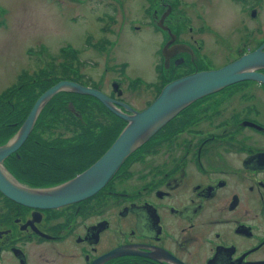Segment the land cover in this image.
Here are the masks:
<instances>
[{
	"label": "flooded vegetation",
	"instance_id": "flooded-vegetation-1",
	"mask_svg": "<svg viewBox=\"0 0 264 264\" xmlns=\"http://www.w3.org/2000/svg\"><path fill=\"white\" fill-rule=\"evenodd\" d=\"M229 1L235 9L224 23L202 11L213 9L214 0H147L155 19L147 28L163 36L162 80L220 69L264 43V0ZM166 26L175 40L169 67ZM225 54L231 62L214 63ZM118 91L111 97L126 103ZM186 114L189 129L162 140L161 150L147 149ZM171 123L134 154L142 157L134 191L109 190L114 178L90 199L50 210L0 193V264H264V85L228 87Z\"/></svg>",
	"mask_w": 264,
	"mask_h": 264
},
{
	"label": "rangeland",
	"instance_id": "rangeland-1",
	"mask_svg": "<svg viewBox=\"0 0 264 264\" xmlns=\"http://www.w3.org/2000/svg\"><path fill=\"white\" fill-rule=\"evenodd\" d=\"M214 1L216 6L213 9L203 8L202 11L205 16L212 15L215 21V17L218 16L224 18V23H227V17L235 8L229 0ZM0 2L3 6L0 13L2 25L0 92L4 93L2 97L5 96L8 88L18 84L24 73L38 74L39 68L44 67L47 62L51 63L52 58L59 66L61 63L64 65L65 61L60 58V50L66 47L80 52L79 61L75 64L79 69L75 71L78 79L83 76L85 81L88 79L110 97L115 94L113 85L118 84L124 92L123 99L137 110L146 109L155 101L160 86L165 84V80L160 78L162 66L158 55L163 36L153 28H147L145 22L154 23L155 20L151 18V14L150 17L147 15L145 9L148 5L147 0H0ZM114 9L118 14L115 21L111 22L108 15L112 16ZM156 11L159 13L161 10L157 8ZM104 27L106 28L103 30ZM109 28L111 31L105 32ZM165 31L169 34H167L168 38L172 37L167 26ZM230 59L225 54L222 59L214 58V63L224 65L231 62ZM76 74L71 76L76 78ZM164 76L166 77V74ZM52 79H57V84L68 78L62 74L51 77L50 80ZM251 85L253 86L249 85V87L259 88L257 84ZM25 91L26 89H20L11 96L12 98L2 105V112L4 108L16 103ZM228 96L231 97L232 93L223 97ZM86 124L89 125V119ZM111 128L110 123H103L91 133L80 126V130L76 133H86L85 137L91 141L90 143H97L104 141L105 137L110 135ZM186 128H190L187 114L173 123L157 138L151 148L147 147V149L161 150L162 140ZM68 135L73 137L75 133ZM39 138L47 139L45 134H39ZM74 158L75 156H67L61 165L53 168L67 166L74 161ZM141 158V155L131 158L108 189L119 194L124 191H134L137 187V174H140L142 169L139 163ZM90 159L86 157L87 162ZM79 164L85 162L80 161ZM0 200L4 201L5 197L0 196Z\"/></svg>",
	"mask_w": 264,
	"mask_h": 264
},
{
	"label": "water",
	"instance_id": "water-1",
	"mask_svg": "<svg viewBox=\"0 0 264 264\" xmlns=\"http://www.w3.org/2000/svg\"><path fill=\"white\" fill-rule=\"evenodd\" d=\"M173 42L174 38L163 49L167 64L169 47ZM262 70L264 43L220 69L195 72L171 81L142 111L108 96L100 89L74 81H61L37 99L17 133L0 146V193L19 205L38 210L59 209L86 201L112 182L130 157L192 104L238 83L252 81L264 85ZM114 90H119L118 84H114ZM118 92L122 96V91ZM61 93L93 97L126 125L110 148L84 172L53 187H29L9 172L5 162L24 146L46 106Z\"/></svg>",
	"mask_w": 264,
	"mask_h": 264
},
{
	"label": "trees",
	"instance_id": "trees-1",
	"mask_svg": "<svg viewBox=\"0 0 264 264\" xmlns=\"http://www.w3.org/2000/svg\"><path fill=\"white\" fill-rule=\"evenodd\" d=\"M79 54L80 52L71 47L62 48L60 58L65 61L64 65L61 63L59 66L52 56V62H47L44 67L39 68L38 74L24 73L16 86L5 91V96L2 97L3 104L20 89H26L16 103L3 109V133L0 146L5 145L17 133L37 99L56 84L57 79L50 80L51 77L63 74L70 81L95 87L88 79L85 81L83 76L78 79L75 64L79 61ZM73 74H76L77 79L71 76ZM165 84L160 86L159 93ZM88 119L89 125L86 124ZM103 123H110L112 128L110 135L106 136L102 142L90 143L91 141L85 137L86 133H76L80 130V126L92 133ZM125 125L123 120L112 114L93 97L71 93L58 94L42 112L24 146L6 160L5 167L16 179L29 187L59 185L92 166L110 148ZM72 132L75 133L73 137L68 135ZM39 134H45L47 139H40ZM89 153L93 155H88ZM67 156H75L74 161L67 166L53 168L61 165ZM86 157L91 158L89 162L86 161ZM80 161H84L85 164H79Z\"/></svg>",
	"mask_w": 264,
	"mask_h": 264
},
{
	"label": "bare ground",
	"instance_id": "bare-ground-1",
	"mask_svg": "<svg viewBox=\"0 0 264 264\" xmlns=\"http://www.w3.org/2000/svg\"><path fill=\"white\" fill-rule=\"evenodd\" d=\"M159 27L161 28V24L159 25ZM163 28H164V27H163ZM164 29H165V28H164ZM172 38H173V37H172ZM174 41H175V40H174ZM166 66H167V62L165 63V67H166ZM165 69H166V68H165ZM79 84H80V83H79ZM84 86H85V85H84ZM88 87H90V86H88ZM92 88H96V87H92ZM96 89H98V88H96ZM19 151H20V150H19ZM19 151H18V152H19ZM18 152H17V153H18Z\"/></svg>",
	"mask_w": 264,
	"mask_h": 264
}]
</instances>
